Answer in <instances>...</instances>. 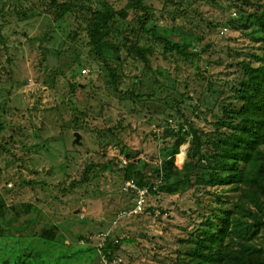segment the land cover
<instances>
[{
	"label": "rangeland",
	"instance_id": "rangeland-1",
	"mask_svg": "<svg viewBox=\"0 0 264 264\" xmlns=\"http://www.w3.org/2000/svg\"><path fill=\"white\" fill-rule=\"evenodd\" d=\"M108 2L126 9L127 0ZM145 2L155 22L185 33L201 56L165 55L139 31L132 11L126 20L116 15L108 38L119 46L108 60L113 82L92 51L87 8L65 21L52 0H0V264H109L99 250L108 235L133 240L113 253L112 264H176L182 241L197 234L217 200L235 196L193 180L184 193L148 195L144 213L117 220L136 201L123 185L124 172L137 164L123 147L140 152L145 181L158 185L165 148L174 142L168 123L191 122L213 135L223 106H240L232 94L239 63L263 53L256 18L240 27L262 0ZM135 41L153 49L148 63L124 47ZM189 148L187 142L174 158L179 169Z\"/></svg>",
	"mask_w": 264,
	"mask_h": 264
},
{
	"label": "trees",
	"instance_id": "trees-1",
	"mask_svg": "<svg viewBox=\"0 0 264 264\" xmlns=\"http://www.w3.org/2000/svg\"><path fill=\"white\" fill-rule=\"evenodd\" d=\"M96 2V8L87 7L84 0L64 3L52 0L51 4L56 8V16L65 21L78 7L87 8L90 14L86 33L93 46L92 51L109 69L113 82L118 77L108 60L115 58L112 51L119 46L108 40L111 23L116 15L122 20L128 19L130 11L139 31L163 45L165 55H175L183 61L200 58L201 52H194V45L184 42L185 33L164 28L153 20L154 13L145 0H127L126 9L119 12L108 0ZM253 17L260 31L256 41L263 45V53H253L251 61L239 63L241 76L232 94L240 106H223V114L214 124V134L203 133L191 122L177 128L168 123L166 137L174 142L165 148L166 155L157 170L160 176L158 185L145 181L147 165L139 159L140 152L131 151L127 146L121 151L127 161L136 160L134 164H137L135 169H126L124 179H134L139 187L148 189V195L181 194L193 180L210 188H228V192L235 193L229 200L218 197V208L207 215L197 234L182 241L176 264H264V0L256 13L246 15L247 19L240 27L246 30L251 28L249 19ZM165 32L168 34L164 35ZM124 45L133 56H141L146 63L152 56L153 49L140 47L137 41L129 46ZM197 74H203L201 68H198ZM171 83L177 84V79L173 78ZM197 110L204 113L206 109L200 106ZM187 142L190 148L179 169L174 158ZM229 204L230 207H225ZM109 237L99 250L110 261L122 243L133 242L131 239L114 241Z\"/></svg>",
	"mask_w": 264,
	"mask_h": 264
},
{
	"label": "built area",
	"instance_id": "built-area-1",
	"mask_svg": "<svg viewBox=\"0 0 264 264\" xmlns=\"http://www.w3.org/2000/svg\"><path fill=\"white\" fill-rule=\"evenodd\" d=\"M82 72H83V74H87V72H89V70L85 69ZM124 191L134 192L136 195V201H135V204L131 210L122 211L121 213H119V215L117 217L118 221H121L122 219H124L126 217H131V216L140 215V214L144 213L145 207L147 205L148 189L139 187V185L135 182V180L131 179V180L125 181ZM126 214H129V215H126ZM107 261L109 262V264H112V260L111 261L107 260Z\"/></svg>",
	"mask_w": 264,
	"mask_h": 264
},
{
	"label": "water",
	"instance_id": "water-1",
	"mask_svg": "<svg viewBox=\"0 0 264 264\" xmlns=\"http://www.w3.org/2000/svg\"><path fill=\"white\" fill-rule=\"evenodd\" d=\"M75 137H76V142H79V140H80V134L79 133H75Z\"/></svg>",
	"mask_w": 264,
	"mask_h": 264
}]
</instances>
